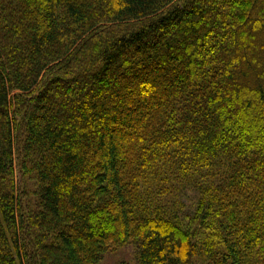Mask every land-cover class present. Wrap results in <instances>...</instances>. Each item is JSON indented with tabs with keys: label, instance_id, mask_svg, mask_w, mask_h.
Segmentation results:
<instances>
[{
	"label": "trees",
	"instance_id": "trees-1",
	"mask_svg": "<svg viewBox=\"0 0 264 264\" xmlns=\"http://www.w3.org/2000/svg\"><path fill=\"white\" fill-rule=\"evenodd\" d=\"M124 245L264 264V0H0V264Z\"/></svg>",
	"mask_w": 264,
	"mask_h": 264
},
{
	"label": "rangeland",
	"instance_id": "rangeland-1",
	"mask_svg": "<svg viewBox=\"0 0 264 264\" xmlns=\"http://www.w3.org/2000/svg\"><path fill=\"white\" fill-rule=\"evenodd\" d=\"M18 181L20 183L19 173ZM31 187V186H29ZM137 254L132 245L117 246L109 250L99 264H136Z\"/></svg>",
	"mask_w": 264,
	"mask_h": 264
}]
</instances>
